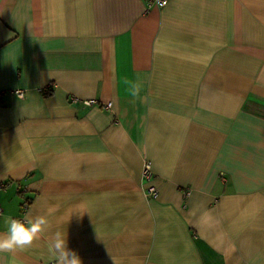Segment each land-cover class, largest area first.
Segmentation results:
<instances>
[{"label": "crops", "instance_id": "crops-1", "mask_svg": "<svg viewBox=\"0 0 264 264\" xmlns=\"http://www.w3.org/2000/svg\"><path fill=\"white\" fill-rule=\"evenodd\" d=\"M26 214L0 264H264V0H0V235Z\"/></svg>", "mask_w": 264, "mask_h": 264}, {"label": "clouds", "instance_id": "clouds-1", "mask_svg": "<svg viewBox=\"0 0 264 264\" xmlns=\"http://www.w3.org/2000/svg\"><path fill=\"white\" fill-rule=\"evenodd\" d=\"M138 91L137 86L136 92ZM200 219L202 222H211L213 217L210 212L205 211ZM5 223L7 230L0 235V253L25 251L41 240L49 229V221L43 215L33 217L26 214L23 219L9 217ZM47 247L56 264H81L79 255L68 247L65 232H54L48 240Z\"/></svg>", "mask_w": 264, "mask_h": 264}, {"label": "built area", "instance_id": "built-area-1", "mask_svg": "<svg viewBox=\"0 0 264 264\" xmlns=\"http://www.w3.org/2000/svg\"><path fill=\"white\" fill-rule=\"evenodd\" d=\"M150 3H151V5H154V6L163 7V6L166 5L167 0H150ZM49 89H50V87H47L45 89V91H48ZM83 104L86 105V106H91L92 105V102L91 101H84ZM109 106H110V104L108 103L105 106V108H109ZM142 177L146 181H149V180H151L153 178V173L151 171L150 164L147 161L144 163ZM185 193H186V195H189V191L188 192H185ZM147 196L150 197V198H156V196H157V190H156V188L154 186H150L147 189Z\"/></svg>", "mask_w": 264, "mask_h": 264}]
</instances>
